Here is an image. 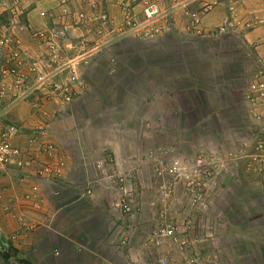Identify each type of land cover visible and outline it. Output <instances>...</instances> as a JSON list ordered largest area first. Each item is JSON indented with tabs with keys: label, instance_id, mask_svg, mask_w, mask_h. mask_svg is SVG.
Listing matches in <instances>:
<instances>
[{
	"label": "rangeland",
	"instance_id": "374dc122",
	"mask_svg": "<svg viewBox=\"0 0 264 264\" xmlns=\"http://www.w3.org/2000/svg\"><path fill=\"white\" fill-rule=\"evenodd\" d=\"M224 1L227 4L228 0L220 2ZM244 1L252 9L248 20V24L254 25L251 29L258 27L256 23L262 19L264 26V0ZM240 2L232 0V7ZM200 22L194 26V31ZM228 35L214 33L210 36L216 40L196 37L182 45H171L162 53L147 52L143 55L151 63L147 67L140 63L138 54H133L129 61L136 69L119 68L112 74H108L105 66H99L103 62L107 64L106 53L100 51L95 58L101 62L91 66L83 62L79 65V72H82L78 83L80 95L74 94L67 103L49 101L43 107L41 104L36 107L41 108L43 114L49 106L53 113V116L44 115L43 122H40L47 133V124L54 119L63 121L66 128L70 122L79 125L74 127L76 133L71 131L68 134L78 144L77 148L74 147L77 153L90 149L86 144L89 143L85 139L88 138L86 133L102 137L103 143L91 148L89 155L96 158L90 161L98 162L92 165L95 167L101 162V168L95 170L103 169L110 177L121 174L123 184L132 191L130 213L133 215L120 212L124 216L127 234L131 232L132 223L138 221L139 233L143 236L160 225L173 224L188 242L189 236L183 228L189 219L190 207L198 204L192 200L199 189L204 194V201L194 216L195 222L199 218L204 222L216 221L220 234L226 230L220 221L235 225L237 231L233 241L239 251L244 243L236 241L244 242L246 237L254 242L259 231L264 234V106L245 99L248 83L254 79L255 73L264 71V31L249 40L245 35L237 39ZM133 44L136 46L133 41H125L124 49L135 47ZM111 50L110 55L118 53V48ZM185 77H188V88L203 82V88H207V83H211L216 94L212 100L201 104L204 109L200 111L199 121L195 118L192 124L184 121V127L180 128L181 123L170 110L175 99L172 101L168 96H172V88L176 87L174 81L179 79L178 83H182ZM85 85L88 91L81 92ZM226 85L241 89V98L233 96L234 103L224 100L225 95L218 92L224 91ZM118 90L124 93L121 99L105 98V94L110 91L115 94ZM129 94L134 95L133 100ZM149 95L154 99H149ZM260 103L264 105V100ZM90 111L94 115L90 116ZM89 121L96 126L101 124L99 130L89 132L85 127ZM101 145L103 147H99ZM53 146L56 149L54 143ZM118 157L121 160L116 161ZM199 158L206 168L197 166ZM174 160L179 163L178 177L163 171ZM160 170L162 173L158 175ZM111 180L106 186L114 192L119 189V184L117 178ZM180 226H184L182 230ZM199 234L192 238L199 237ZM145 245L149 250L154 249L146 241ZM156 250L159 255L166 256V264H186L192 253L189 246L180 253L166 239ZM226 257L230 258L229 255ZM220 261L225 260L221 257Z\"/></svg>",
	"mask_w": 264,
	"mask_h": 264
},
{
	"label": "crops",
	"instance_id": "0c3cea01",
	"mask_svg": "<svg viewBox=\"0 0 264 264\" xmlns=\"http://www.w3.org/2000/svg\"><path fill=\"white\" fill-rule=\"evenodd\" d=\"M10 1L6 0L7 3ZM91 1L69 0L68 6L72 15L58 19L56 22L57 28L64 33L60 44L66 58H78L83 64H88L87 66L98 61L95 58L97 53L105 52L107 64L103 62V65L99 64V66H105L108 74L119 68L136 69V66L129 61L133 54H138L140 63L147 67L151 64L144 59L143 55L147 52L162 53L171 45H182L183 42L196 37L216 40L209 33L217 27L226 25L229 20L232 21V30L221 35L229 34V37L235 38L245 35L249 40L251 36H257L264 31L263 19L260 23H256L259 24L258 27L251 29L254 25L248 24V20L252 9L246 6L244 0L235 5L234 15L229 12L225 1L217 3L212 11L202 17L196 31L190 28L187 13L211 0H155L160 14L153 24L162 26L163 32L157 33L154 39L139 40L129 31V27L143 20L140 4L132 7V13L130 12L131 15L127 18L123 10L126 0H95L96 10L107 12L110 18L109 23L100 26L97 21L77 19L79 11H83L86 17L91 14L92 10L89 7ZM55 2L56 0H50L46 6L51 7ZM0 17L6 22L5 12H0ZM10 20L34 28L53 23L50 17L39 18L36 11L26 12L25 16ZM14 32L22 38L30 51L40 54V45L30 40L26 29L19 31L15 27ZM164 39L165 42H162ZM128 40L133 41L136 46L133 44L135 47L124 49L123 44ZM146 43L153 44L148 46L145 45ZM114 48H118V53L110 55L109 53L113 52L111 49ZM64 70L65 68L59 71L56 78L64 80ZM185 78L186 80H181L182 83H178L179 79L174 81L176 87L172 88V96H168L172 101L177 99L173 101L170 110L181 123L180 128L184 127V121L191 124L196 120L199 121L200 111L204 109L201 104L212 100V96L216 94L213 93L216 90L211 87V83H207V88H203L204 82L198 83L194 88H188V77ZM78 83L73 85L72 91L80 95ZM81 90L87 92L88 87L85 85ZM223 90L218 93L225 95L224 100L228 99L227 101L234 103L233 96L241 98V89L236 90L226 85L223 86ZM121 94L124 93L119 90L115 94H111L110 91L105 94V98L121 99ZM129 97L134 99V95L129 94ZM151 97L154 96L149 95L148 98ZM36 100L40 103L34 105ZM47 102L49 101L44 100L38 93L12 104H8L7 99H0V131L10 124L18 127V134L12 137L11 143L26 151V155L15 159L13 163L0 165V264H158L157 259L160 256L166 262L165 255H159L156 249L149 250L148 246L146 248V236L139 233V221L136 224L132 223L131 232L127 234L124 216L120 210L112 208V203L119 197L118 190H113L114 192L108 190L105 171L95 170L101 168L102 163L99 162L100 167L92 166L98 162L90 161L96 157L89 155L94 145L103 143L102 137L98 138L86 133L88 138L85 139L89 141L86 144L90 149L85 150L84 153H77L74 147L77 148L78 144L74 143L68 134H71V131L75 132L74 127L79 125L70 122L66 128L62 125L63 121L54 119L47 124L48 133L45 129L42 139L54 143L55 155L49 157L39 150L37 144H29L33 127L40 125L47 114L53 116L49 106L46 109L44 107L46 113L43 114L41 108H36L40 104L43 107ZM89 113L90 116L94 115L91 111ZM85 127L89 132H94L96 129L99 130L101 124L96 126L89 121ZM60 157L63 165L56 167L55 164ZM118 158L116 161L121 160V157ZM47 165L53 166L54 171L46 172ZM112 178L116 180V177L110 179ZM87 185L91 188L90 195L84 194V187ZM192 221L195 232L187 235L191 240L196 233H201L195 238L193 245L202 255L205 264H264L262 230L258 232L254 242L246 238L244 233V242L236 241L244 243L239 251L233 241L237 229L235 225L220 221L226 226V230L220 234L216 228V221L204 222L201 218L196 222ZM109 228L121 234L110 243L106 241L105 236ZM227 255L230 258H227ZM221 257L225 261L221 262Z\"/></svg>",
	"mask_w": 264,
	"mask_h": 264
},
{
	"label": "built area",
	"instance_id": "2783aa9c",
	"mask_svg": "<svg viewBox=\"0 0 264 264\" xmlns=\"http://www.w3.org/2000/svg\"><path fill=\"white\" fill-rule=\"evenodd\" d=\"M50 0H11L9 3L6 0H0V12L6 13V22L0 17V99H7L8 104L16 103L27 99L29 96L37 93L44 100L52 102H70L74 96L72 87L76 82H79L82 72H79V65L82 63L78 58H66L62 51L60 44L64 37L62 30L58 29L56 22L58 19L69 17L72 12L68 6L69 0H56L51 7L46 6ZM221 0H211L201 4L197 10L187 13L190 28L201 21L202 17L208 14ZM123 5V10L127 18L132 13V7L140 4L143 20L140 23H133L129 27V31L137 38L154 39L157 33L163 32V27L154 25L160 10L155 1L152 0H126ZM89 7L92 10L91 14L86 17L83 11L77 12V19L79 21H97L100 26H104L110 22L109 15L105 11H97V3L95 0L89 2ZM227 8L232 13V0H228ZM36 11L39 18L50 17L53 22L51 25H46L41 28H34L27 25H22L19 22L11 21L10 19L25 16L26 12ZM131 12V13H130ZM232 21L214 29L209 35L214 33L225 34L232 30ZM17 27L19 31L26 29L31 41L36 45H40L41 52L36 54L30 51L26 43L21 37L14 32ZM143 29L141 30V28ZM65 68L64 80L56 78L59 71ZM264 71L260 70L255 73L254 79L250 81L245 89V99L252 104H260L264 100ZM44 96V97H43ZM36 100L34 105H37ZM261 107V108H262ZM254 115H257L256 113ZM18 127L15 125H6L0 131V165H7L23 155L26 151L19 146L11 143L12 137L18 134ZM45 129L41 125H37L31 130L29 144L35 143L39 146V150L46 155L53 156L56 149L53 144L42 139ZM60 157L55 164L56 167H62L63 160ZM197 166L206 168L205 163L199 158L196 160ZM178 161L174 160L168 169L163 170L171 175L178 177L179 165ZM86 166V165H85ZM100 167V164H97ZM46 172H53L54 168L51 165L45 167ZM56 172V171H55ZM162 170L157 174L161 175ZM107 182L111 180L110 176H105ZM119 184L120 197L112 203V208L120 210L122 213L133 215L130 202L133 199V194L130 189L123 184L124 178L121 174L116 176ZM112 181V180H111ZM84 194L90 195L91 188L89 185L84 187ZM203 193L199 189L195 194L192 202H198L189 209V220L185 223V230L187 233H194L193 226L194 216L198 214L201 202L204 201ZM195 222V221H194ZM120 230V229H119ZM121 231V230H120ZM121 235L119 231L109 228L106 232V241L110 243L111 240ZM125 238V237H124ZM196 238V237H195ZM191 239L188 242L181 237L177 227L173 224H163L153 229L145 237L147 244L157 249L162 245L163 240H168L178 249V251L185 252L188 246L192 252L187 259L186 264H205L201 254L195 250L193 243L196 239ZM124 242V239H122ZM158 264H166L162 256L157 259Z\"/></svg>",
	"mask_w": 264,
	"mask_h": 264
}]
</instances>
